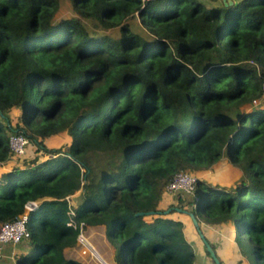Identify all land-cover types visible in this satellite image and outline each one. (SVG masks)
Instances as JSON below:
<instances>
[{"label": "trees", "instance_id": "trees-1", "mask_svg": "<svg viewBox=\"0 0 264 264\" xmlns=\"http://www.w3.org/2000/svg\"><path fill=\"white\" fill-rule=\"evenodd\" d=\"M67 1L76 15L56 19L60 0H0V224L37 201L16 264H82L63 249L99 224L115 264H192L170 216L187 210L199 229L231 222L241 255L264 264V0ZM9 133L38 154L10 162ZM222 157L233 184L164 192Z\"/></svg>", "mask_w": 264, "mask_h": 264}, {"label": "crops", "instance_id": "crops-1", "mask_svg": "<svg viewBox=\"0 0 264 264\" xmlns=\"http://www.w3.org/2000/svg\"><path fill=\"white\" fill-rule=\"evenodd\" d=\"M47 143V140H44ZM50 144V143H49ZM48 144V145H49ZM14 163V162H12ZM11 163V164H12ZM7 167V164L0 166V172ZM173 196V195H172ZM172 196H166L162 205H166L170 201H175ZM189 207L188 205H185ZM179 208V207H175ZM166 209H170L169 207ZM173 218L180 219L183 222V232L186 239L191 243L194 253L195 262L197 264H212V260L204 252V246L199 238L195 227L184 212L174 211L170 213ZM200 230L205 237L213 244L214 253L222 264H249L248 260L241 255L234 240V226L231 222L220 224H208L203 221L200 222ZM85 235L96 246L97 254L107 264H115L113 259V249L110 242L104 234L103 225H91L84 229ZM30 249L29 243L26 240H20L17 243H3L1 246L0 264H16V257L20 253H25ZM78 244L65 247L63 249L64 256L80 261L82 264H96L94 260L90 259L87 248ZM87 252V254H80ZM95 259V258H94ZM98 260V259H97Z\"/></svg>", "mask_w": 264, "mask_h": 264}, {"label": "rangeland", "instance_id": "rangeland-1", "mask_svg": "<svg viewBox=\"0 0 264 264\" xmlns=\"http://www.w3.org/2000/svg\"><path fill=\"white\" fill-rule=\"evenodd\" d=\"M202 1L206 5L207 4H211V3L215 4V1L214 2H211L210 0H202ZM75 15L76 14L72 10L70 3L67 0H60L59 7H58L57 11L54 14V18L58 19V18H65V17L75 16ZM128 22L131 25V28H132L133 31H136V32L141 33V34L142 33L144 34L146 32L144 29H142L139 26L138 20L135 17L129 18ZM82 23L89 30H94V31H97V32H105V33L111 35L112 37H115L118 34L117 27H112V28H109L107 30H104L101 27H98V26L94 25V22L91 21V20H82ZM259 103H263L264 104V97L260 99ZM8 115L10 116L11 123H14L15 120H16L17 112L15 110H10L8 112ZM46 140H47V144L50 143L49 146H52V145H63L66 142V140L69 141L68 137L64 133H60L59 135H57L55 137L53 136V137L47 138ZM36 153L38 154V152H35L34 146L30 145L29 142H27L26 145H25L24 153L22 155L18 156V157L17 156L9 157V161L10 162H14L15 164H18L19 160L21 159L22 156L27 155L24 158V160H28V159H30V157H32ZM10 162H9V164H10ZM6 163H8V162H6ZM193 174L196 177H198L200 179H204V180H206V181H208L210 183L220 184V185H224V186H229V185L233 184L234 181L239 176V172H238L237 168L232 166L230 163H228L226 161L225 157H222L221 159H219L216 163L212 164L207 169L200 170V171L199 170L195 171ZM77 193H78V191L76 192L75 195H73L71 197V199L69 201H72L73 203L78 202L79 194H77ZM184 198H186V196H184ZM165 200H166V198H165ZM85 237H86V240H87V247H88L87 248V252L89 253L90 259L94 260L96 262V264H103L101 262V260H103V259L99 256V254H97L96 246L89 239L90 237L88 238L86 235H85ZM85 249L83 251H85ZM87 252H85V253L87 254ZM79 253L80 254H85V253H82V250L79 251ZM94 253H96V254H94ZM95 255H97V256H95ZM207 256L210 259V256L209 255H207ZM104 263L107 264L105 261H104Z\"/></svg>", "mask_w": 264, "mask_h": 264}, {"label": "built area", "instance_id": "built-area-1", "mask_svg": "<svg viewBox=\"0 0 264 264\" xmlns=\"http://www.w3.org/2000/svg\"><path fill=\"white\" fill-rule=\"evenodd\" d=\"M262 88L264 91V81L262 83ZM252 102L257 103V100L253 99ZM26 143L27 139L23 135L19 133L8 134V145L13 155H22L25 151ZM195 181L196 176L192 172L186 170L178 171L166 182L164 185V192L171 194L178 190L187 193L191 192L194 189ZM36 206L37 201H27L24 204V209L22 212L18 213L12 219L6 220L0 224V255L1 246L3 243H17L20 240L28 237L29 232L25 225L27 221V213ZM76 242L82 246H85V248H88L84 231L78 232L76 236ZM192 264L197 263L194 262Z\"/></svg>", "mask_w": 264, "mask_h": 264}, {"label": "water", "instance_id": "water-1", "mask_svg": "<svg viewBox=\"0 0 264 264\" xmlns=\"http://www.w3.org/2000/svg\"><path fill=\"white\" fill-rule=\"evenodd\" d=\"M223 4H226V3H231V0H222ZM177 210H179V208H176ZM168 209H165V212H167ZM187 214L189 215V217L191 218V221L196 229V232L198 233V236L200 237L202 243L204 244V249L208 252V255L210 256L212 262L214 264H222L219 259L216 257L215 253H214V250L212 249V247L210 246V244L207 242V240L203 237L200 229L198 228V225H197V221L195 219V217L193 216L192 212L187 210L186 211ZM102 262V261H101ZM103 263V262H102ZM105 264V263H103Z\"/></svg>", "mask_w": 264, "mask_h": 264}, {"label": "bare ground", "instance_id": "bare-ground-1", "mask_svg": "<svg viewBox=\"0 0 264 264\" xmlns=\"http://www.w3.org/2000/svg\"><path fill=\"white\" fill-rule=\"evenodd\" d=\"M103 263H104V261L103 260H101Z\"/></svg>", "mask_w": 264, "mask_h": 264}]
</instances>
